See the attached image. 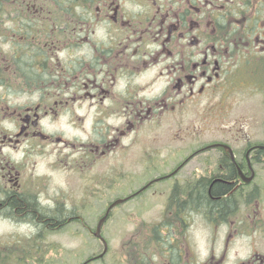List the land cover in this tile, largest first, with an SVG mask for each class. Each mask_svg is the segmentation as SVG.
Returning a JSON list of instances; mask_svg holds the SVG:
<instances>
[{"label": "flooded vegetation", "instance_id": "1", "mask_svg": "<svg viewBox=\"0 0 264 264\" xmlns=\"http://www.w3.org/2000/svg\"><path fill=\"white\" fill-rule=\"evenodd\" d=\"M246 94L264 101V0H0V264L51 263L64 232L88 245L77 264H227L240 235L264 229V143L196 148L163 126L201 98L212 115ZM62 115L87 137L51 131ZM156 164L169 169L122 199L171 180L160 221L118 246L105 223L98 237L100 178L125 185Z\"/></svg>", "mask_w": 264, "mask_h": 264}, {"label": "rangeland", "instance_id": "2", "mask_svg": "<svg viewBox=\"0 0 264 264\" xmlns=\"http://www.w3.org/2000/svg\"><path fill=\"white\" fill-rule=\"evenodd\" d=\"M205 102L204 98L197 100L185 114L180 111L181 120L179 119L178 124L171 126L165 124L163 126L164 129L172 127L174 131L180 130L179 139L174 142L175 144L193 143L196 148H199L213 141H224L232 147L241 148L249 141L264 143V101L260 95H247L242 100L234 98L224 106L226 107L225 111L220 104H213L212 106L216 110L212 115L209 113L210 111H207L209 109ZM48 128L54 133L65 135L69 139L80 140L87 137L80 126L71 121L70 115H62L60 120L51 123ZM218 152V150H211L208 154ZM184 154V152H179L180 159L184 157ZM208 154L199 155L185 168V171H191L192 167L198 166L200 158H205ZM41 162V167L44 168L45 160H41ZM168 169L164 164L160 166L156 164L154 167L142 172L137 179L135 177L129 179L125 185L119 183L109 185L107 179L100 178L101 193L97 202L99 217L101 218L105 214L108 206L116 199H122L129 192L144 187L154 175L165 173ZM259 175L264 177V168H259ZM60 179L61 177L52 184L53 189H57L61 185L62 179ZM261 182L264 187V179ZM171 183V180H162L153 184L144 194L118 204L113 210V215L104 224L103 234L106 240L115 241L113 245L118 246L121 240L134 239L140 225L143 223L154 225L159 222L162 213L163 203L161 200H163V195H159L158 192L167 186L169 187ZM119 186L121 187L119 188ZM6 231L8 230L5 229L4 233ZM208 233V229L201 223L195 225L194 239L196 245L203 251L205 250ZM83 236L90 241L91 245L97 244L90 233L84 231ZM51 240L57 241L62 247L51 251L50 254L55 258L48 264H77L84 259L87 253L88 245L86 243L77 247L79 246L80 237H77L75 232L52 234ZM233 243L227 264L236 263L240 257L246 260L253 249L263 252L264 229L249 234L244 233ZM113 249H115L114 246L111 251ZM108 256L111 257L112 255L109 254ZM108 260L107 257L105 263Z\"/></svg>", "mask_w": 264, "mask_h": 264}, {"label": "water", "instance_id": "3", "mask_svg": "<svg viewBox=\"0 0 264 264\" xmlns=\"http://www.w3.org/2000/svg\"><path fill=\"white\" fill-rule=\"evenodd\" d=\"M225 146H226V145H225ZM227 148H228V147H227ZM228 149H229V148H228ZM229 151H231V153H232V150L229 149ZM125 200H126V199H118V200L114 201L113 203H111V205L108 207V209H107L105 215L101 218V220H100V222H99L98 229H97V233H96V235H97L98 237H100L101 239L104 240V238H103V236H102V234H101V230H102V226H103V224L105 223V221H106L107 218H108V215H109V213H110V210H111L113 207L117 206L118 204L124 202Z\"/></svg>", "mask_w": 264, "mask_h": 264}, {"label": "trees", "instance_id": "4", "mask_svg": "<svg viewBox=\"0 0 264 264\" xmlns=\"http://www.w3.org/2000/svg\"><path fill=\"white\" fill-rule=\"evenodd\" d=\"M199 189H200V191H202V193H205V187H200ZM204 199H205V196H204ZM204 199H201V201H204Z\"/></svg>", "mask_w": 264, "mask_h": 264}]
</instances>
